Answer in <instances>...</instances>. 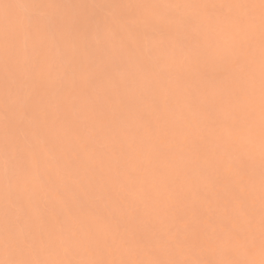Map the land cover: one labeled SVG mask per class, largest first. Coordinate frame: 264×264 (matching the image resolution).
<instances>
[{"label":"rangeland","instance_id":"obj_1","mask_svg":"<svg viewBox=\"0 0 264 264\" xmlns=\"http://www.w3.org/2000/svg\"><path fill=\"white\" fill-rule=\"evenodd\" d=\"M41 3L60 5L43 11L75 23L77 32L58 48L43 34L53 70L45 72L46 87L34 96L23 73V46L25 33L38 30L28 21ZM196 3L245 7L201 15L187 7ZM180 16L198 18L199 54L188 60L160 42L159 30L174 31L170 21ZM260 25V0H0V259L6 209L15 220L46 200L54 210L46 217L48 230L68 234L98 225V216L111 218L129 191L141 189L139 203L156 209L153 223L162 238L179 234L194 242L104 258L264 264ZM7 32L15 35L18 49L15 80L5 73ZM29 101L31 121L23 113ZM6 108L38 153L33 175L12 182L14 200L23 207L7 197ZM237 160L243 161L239 173ZM26 181L30 194L24 192ZM58 192L64 201L56 198ZM65 201L73 204V214L58 224ZM39 227L34 218L33 228ZM232 227L250 238L239 250L224 235ZM41 258L91 257L83 249L65 257L58 248L56 255Z\"/></svg>","mask_w":264,"mask_h":264},{"label":"snow or ice","instance_id":"obj_2","mask_svg":"<svg viewBox=\"0 0 264 264\" xmlns=\"http://www.w3.org/2000/svg\"><path fill=\"white\" fill-rule=\"evenodd\" d=\"M6 7H10L6 5ZM38 13L30 18L29 25L37 26L36 32L25 33L24 68L23 73L27 80L31 82L34 96H39L42 89L46 87L45 72L51 73L53 65L49 62L45 54V42L43 34H48V42L52 47H60L66 37L77 32L76 24L69 23L64 18L49 17L43 10L58 8L60 5L53 3H41L34 5ZM196 9L201 15H208L213 10L245 7L241 4H215L196 3L187 5ZM261 10V57H260V110L261 124L264 130V0H260ZM235 25H243V20L239 17H226ZM175 25V30H159L160 42L167 43L172 48L180 50L186 60L199 54V44L196 31L198 28V18L176 17L170 21ZM105 27H109L105 25ZM5 52V73L13 80L19 77L17 69L18 49L16 38L12 32H7L4 39ZM234 63L239 66V58ZM67 72L64 73L66 77ZM11 108H6L5 112V156L4 170L8 180L9 191L7 194L10 203L19 204L22 202L14 200L12 192V182L18 175L31 177L33 170L37 167V148L30 136L24 132L22 123H17L9 116ZM24 118L31 121L34 117V109L31 101L23 106ZM22 136V142H16V137ZM262 157H264V139H262ZM236 171L239 173L243 167V161L235 162ZM141 189L129 191L127 196L119 202L116 212L112 217L98 216V225L82 226L79 231L64 234H56L47 228L46 217L53 213L48 201L41 200L34 208L23 209V217L15 220L8 218V211H5V226L2 240L4 258L0 259V264H244L237 259L223 260H161V259H106L105 254L113 253H139L155 252L157 245L160 246H191L194 242L188 236L181 237L179 234H171L167 240L161 236V232L153 223L152 213L156 211L154 207L147 204L141 206L139 203ZM24 192L31 193V182L26 181ZM58 200L64 201L63 193L56 194ZM237 200L243 205L242 196H237ZM262 218L261 233L264 236V160H262V182H261ZM86 208V205H81ZM73 204L65 201L60 213L56 215V222L63 224L64 218L72 215ZM118 213V214H117ZM40 220V227L33 228V219ZM224 235L227 242L236 250L242 248L250 242V238L236 229L227 228ZM62 249L63 256L76 255L80 249L87 251L91 258L87 259H64V258H41V253L49 256L57 254V249Z\"/></svg>","mask_w":264,"mask_h":264}]
</instances>
